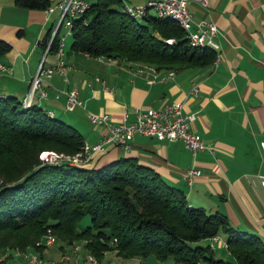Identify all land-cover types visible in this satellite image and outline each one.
Returning a JSON list of instances; mask_svg holds the SVG:
<instances>
[{
	"label": "crops",
	"instance_id": "0c3cea01",
	"mask_svg": "<svg viewBox=\"0 0 264 264\" xmlns=\"http://www.w3.org/2000/svg\"><path fill=\"white\" fill-rule=\"evenodd\" d=\"M187 4L194 20L217 24L220 59L174 67L153 63L157 70L151 80V71L144 67L147 61L74 49L58 6L47 10L0 0V38L11 44L0 58L7 65L0 69V93L22 98L43 58V66L50 68L42 73L46 95L34 92L31 102L65 116L89 143L99 141L106 131L105 124L90 120L89 111H107L112 121H118L125 111L128 119L133 118L132 107L137 105L162 107L181 101L185 111L195 113L191 129L205 142H212L214 152L200 149L193 153L179 138L135 133L130 149L108 142L88 164L99 166L122 155L134 156L181 187L191 204L224 213L230 224L257 233L264 242L260 180L264 174V0H189ZM151 8L148 12L154 13ZM57 28L63 40L61 49L45 52L42 40ZM59 58L64 61L62 66L56 64ZM69 88H75L81 100L72 108L66 107ZM190 166L201 172L189 183L184 172ZM221 233L219 244L226 248V233ZM109 250L114 249L104 253Z\"/></svg>",
	"mask_w": 264,
	"mask_h": 264
},
{
	"label": "trees",
	"instance_id": "16d2710c",
	"mask_svg": "<svg viewBox=\"0 0 264 264\" xmlns=\"http://www.w3.org/2000/svg\"><path fill=\"white\" fill-rule=\"evenodd\" d=\"M15 1L41 8L51 3ZM88 2L71 17L74 49L167 67L204 65L214 58L212 47L191 45L173 18L148 12L150 7L134 16L121 0ZM58 28L42 40L46 51L57 50ZM171 36L174 40L168 42ZM10 47L0 38V58ZM84 141L75 125L53 111L0 93V251L23 253L32 248L42 254L45 244L37 241L50 229L62 243L81 240L98 259L105 250L115 249L122 256L171 257L173 264H194L198 259L264 264V242L257 233L233 226L218 210L191 204L181 187L134 156L94 166L67 159L53 162L39 155L43 149L71 154ZM85 214L90 222L80 225ZM221 231L232 258L216 256L210 246V236ZM0 264H9L6 257Z\"/></svg>",
	"mask_w": 264,
	"mask_h": 264
},
{
	"label": "built area",
	"instance_id": "2783aa9c",
	"mask_svg": "<svg viewBox=\"0 0 264 264\" xmlns=\"http://www.w3.org/2000/svg\"><path fill=\"white\" fill-rule=\"evenodd\" d=\"M188 1L189 0H147L145 4L126 5V8L132 15L141 16L146 12L147 8L152 7L157 14L173 18L184 29L185 36L191 45L209 46L214 49L215 55L213 62L217 63L220 59V52L218 51L219 43L216 39L218 31L217 24L211 20H194L188 8ZM202 1L204 2V0ZM88 4V0H57L54 4L50 3L46 6V9L52 10L54 6H58L61 9V21L68 27V30L71 31V17L81 13ZM166 40L172 42L174 37H167ZM62 43V36H60L59 49H61ZM47 47L48 45L45 47V52ZM42 61L43 58L41 59L37 71L31 76L28 90L22 97V102L25 105L30 104L31 96L34 92H38L41 96L46 95V90L41 86L43 78L42 73L49 72L50 68L44 67ZM56 64L57 66H62L64 61L59 58ZM144 67L146 70L151 71V80H153L156 76L157 67L149 62L144 63ZM5 68H7V65L0 60V69ZM169 73H173L172 68L169 69ZM65 92L67 108H72L75 104L81 102L75 88H69ZM132 110L134 111L133 118L128 119L127 111H125L123 117L118 121H112L107 111H89L88 115L91 121L105 124L106 126V131L99 141L89 143L85 140L82 148L71 154L53 149H43L40 151V157L44 160L53 162L67 159L74 163H84L89 161L96 151L103 150L108 142L118 144L125 149H130V138L135 133L151 134L159 138H179L193 153L200 149H208L210 152H214L213 143L205 142L191 129V121L195 118V113L185 111L181 101L173 100L162 107L137 105L132 107ZM49 113H52V110H49ZM261 144L263 145V142H261ZM200 172L201 169L199 167L190 166L185 169L184 176L190 183ZM260 180L264 187V174L260 176ZM54 240L55 234L48 229L37 243L49 244ZM217 240H219V233L212 234L209 238L210 246L214 248ZM224 245H226V240L224 241ZM76 247H78V245H75L74 248ZM22 254L25 258L24 264H43V259L35 251L28 250ZM85 259L87 262L92 261L96 264L98 263L97 258L91 253H87ZM172 263H174V261ZM176 264L186 263L179 261L176 262ZM194 264H201V259H198Z\"/></svg>",
	"mask_w": 264,
	"mask_h": 264
},
{
	"label": "rangeland",
	"instance_id": "374dc122",
	"mask_svg": "<svg viewBox=\"0 0 264 264\" xmlns=\"http://www.w3.org/2000/svg\"><path fill=\"white\" fill-rule=\"evenodd\" d=\"M151 11H154L153 8H151ZM56 116H61V118H65V116L61 114H56ZM40 155V153H39ZM90 222V215L85 214L79 224L84 225ZM51 231V230H50ZM54 233V232H53ZM220 240L223 237L222 233L219 232ZM220 240L216 241V247H214V253L216 256H222L226 258H232V255L226 251L225 247H222L221 244H219ZM42 244V243H39ZM45 244V243H43ZM63 244V246H60ZM75 245H78V247L74 248ZM35 251L41 258L43 259V264H50L51 262L53 264H79V259H81V256L87 253L93 254L90 250L87 248L84 249L82 241L75 239L70 244L62 243L60 240L56 239L52 243L45 244V247L40 252L37 250H34L32 248L28 249ZM94 255V254H93ZM95 256V255H94ZM6 257V261L9 264H24L25 260L22 253H18L16 250H2L0 251V259H3ZM96 257V256H95ZM97 258V257H96ZM84 260V261H83ZM97 264H109L111 262L112 264H173L172 258L168 257L166 259L160 260L158 259L153 253H150L145 256H122L116 252V250H109L107 253H104L101 260L98 259ZM96 264L92 261L87 262V260L84 258L82 259V262L80 264ZM201 264H215L208 260H201Z\"/></svg>",
	"mask_w": 264,
	"mask_h": 264
}]
</instances>
